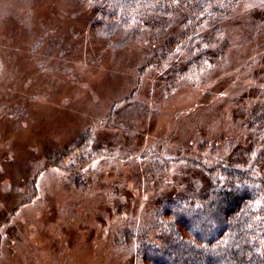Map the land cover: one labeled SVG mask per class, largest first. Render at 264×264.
Listing matches in <instances>:
<instances>
[{
  "label": "rangeland",
  "instance_id": "obj_1",
  "mask_svg": "<svg viewBox=\"0 0 264 264\" xmlns=\"http://www.w3.org/2000/svg\"><path fill=\"white\" fill-rule=\"evenodd\" d=\"M228 4L198 30L217 25L220 56L176 79L187 49L154 66L163 40L97 24L86 1L0 0V264H137L123 231L154 238L159 196L204 180L190 163L250 142L248 114L264 102V0ZM88 128L109 153L79 188L63 166L44 164ZM70 157L66 167L81 160Z\"/></svg>",
  "mask_w": 264,
  "mask_h": 264
},
{
  "label": "trees",
  "instance_id": "obj_2",
  "mask_svg": "<svg viewBox=\"0 0 264 264\" xmlns=\"http://www.w3.org/2000/svg\"><path fill=\"white\" fill-rule=\"evenodd\" d=\"M83 1L100 15L97 24L111 22V31L122 26L136 34L147 31L158 42L163 40L153 54L154 66L160 67L174 49H187L189 59L184 66L175 64L170 69L176 79L178 74L212 62L222 52L223 42L214 47L220 41L216 24L209 35H201L198 30L204 21L214 22L225 14L228 0ZM179 9L184 10L179 21L181 34L167 36L165 28ZM93 29L99 30L95 22ZM185 39L188 43L180 45ZM111 109L117 112L114 106ZM246 124L250 137L246 146L228 148L226 157L220 156L213 163H190L200 170L203 182L192 180L181 195L159 196L154 238L145 231H123V243L136 248L137 264H264V102L253 106ZM103 150L88 128L71 147L58 155H48L44 165L63 166L70 172L73 185L85 188L82 175L93 160L108 155ZM76 151L81 160L76 165H63V160ZM154 165L160 164L155 161Z\"/></svg>",
  "mask_w": 264,
  "mask_h": 264
}]
</instances>
